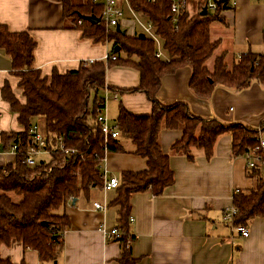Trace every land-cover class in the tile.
<instances>
[{
	"label": "trees",
	"instance_id": "trees-1",
	"mask_svg": "<svg viewBox=\"0 0 264 264\" xmlns=\"http://www.w3.org/2000/svg\"><path fill=\"white\" fill-rule=\"evenodd\" d=\"M129 3L155 27L167 59L156 57L155 42L149 37L123 36L116 28L108 31L103 22L93 24L84 20L83 16L101 18L103 5L92 0L82 6L65 3L64 16L74 21L82 38L101 44L113 42L111 54L116 60L87 61L78 70L62 74L54 69L50 76L42 77L34 66L37 48L34 38L26 32L11 33L0 25V49L11 60V75L19 79L24 102H20L8 82L1 88L2 99L9 104L18 125L26 129L23 133H3L4 146L26 139L27 130L33 124L39 125L41 118V129L50 148L53 147L48 160L33 168L25 165L24 155H18L13 165L0 166V246L16 241L37 252L42 263L58 261L64 252L63 235L70 226L65 209L91 189L103 188L102 163L106 155L128 152L124 142L129 141L133 145L131 153L147 159L148 169L121 173L117 197L111 205L118 207L116 228L121 237L115 241L122 247L119 264H137L131 253L135 241L129 222L131 197L148 190L160 196L175 181L170 157L160 146L161 131H181L171 151L190 159L197 150L211 159L224 134L231 135L232 157H242L248 148L257 145L264 123L261 128L241 123L225 125L215 118L195 116L184 102L164 105L158 99L161 79L183 67L192 69L189 88L199 99L210 98L218 86L236 92L248 89L254 81L264 86V54H244L232 69L226 65L224 56L215 59L212 69L207 66L219 46L218 41L212 40L211 25L223 22L219 14L230 8L229 3H218V10L208 11L205 16H191L182 9L176 21L171 11L173 0H129ZM112 66L139 72L140 86L134 91L147 96L152 113L137 116L120 106L115 124L119 136L106 139L96 119L105 107L106 92L115 90L106 84L107 70ZM130 92L133 91H120ZM60 137L66 149L74 153L57 149ZM247 177L254 181V187L240 191L233 199L238 210L233 222L236 228H246L252 220L264 217V172L247 170ZM0 264L15 263L0 255Z\"/></svg>",
	"mask_w": 264,
	"mask_h": 264
},
{
	"label": "crops",
	"instance_id": "crops-1",
	"mask_svg": "<svg viewBox=\"0 0 264 264\" xmlns=\"http://www.w3.org/2000/svg\"><path fill=\"white\" fill-rule=\"evenodd\" d=\"M88 1L0 0V25L11 33L26 32L34 38L37 42L34 66L42 72V77L50 76L54 69L64 74L78 70L87 61H105L113 49V42L101 44L82 38L74 21L64 16L65 3L82 6ZM207 1L185 0L184 10L191 16L200 15ZM119 5L125 12L120 22V29L126 31L123 36L139 37L143 33L129 8L123 0H119ZM229 6L219 14L223 22L211 25L212 40L219 42L212 66L217 57L224 56L226 65L232 69L244 54H264V0H235ZM11 70L10 58L0 49V111L3 112L0 128L3 133H23L24 128L18 125L15 115L9 114L10 106L1 94L6 82L14 92H19L17 97L22 92L18 88L19 79L11 75ZM191 77L189 67L165 75L161 79L159 101L164 105L184 102L195 116L215 118L225 125L262 127L264 86L254 81L241 92L218 86L210 98L199 99L189 88ZM106 84L115 89L110 92L112 99L105 109L110 126H115L120 106L137 116L152 113L147 96L134 91L140 86V74L135 69L110 67ZM123 90L133 92L120 93ZM113 94L118 98L114 99ZM180 137L179 130H163L159 136L163 152L170 157L174 184L160 196L148 190L131 197L133 221L129 222L131 235L135 237L132 258L137 264H264V217L252 220L245 228L248 237H242L223 221L225 210L233 206L235 190L247 192L254 187V181L247 177L245 159L231 155V135L220 137L211 159L198 150L194 151L193 159L173 153L171 146ZM124 144L128 152L109 153L102 163V172L106 171L109 177L119 179L123 172L148 169L147 159L132 154L133 145L129 141ZM14 162V156L0 155V166ZM116 197V189L93 188L68 205L65 213L70 226L63 235L64 252L58 261L42 263L37 252L25 249L16 241L1 245L0 255L15 264H119L121 244L108 241L100 231L101 227L107 231L117 227L118 207L111 205ZM94 203L105 206V210H96Z\"/></svg>",
	"mask_w": 264,
	"mask_h": 264
},
{
	"label": "built area",
	"instance_id": "built-area-1",
	"mask_svg": "<svg viewBox=\"0 0 264 264\" xmlns=\"http://www.w3.org/2000/svg\"><path fill=\"white\" fill-rule=\"evenodd\" d=\"M94 4L102 3L103 11L101 14V22L104 23L107 30L114 29L119 26L121 20L124 18L125 12L124 9L119 5V0H92ZM126 6L129 8L134 22L139 24L143 30V34L146 37L151 38L156 45V57L159 59H167V55L163 50V44L159 36L156 34V29L152 25V23L145 18L142 14L136 12L130 5L129 0H123ZM235 0H208L205 7H207L208 11L216 12L218 10V3L220 2H227L230 3ZM185 9V0H180L178 2H173L171 11L175 15L174 21H176V17L181 10ZM81 24V22H79ZM116 56L109 55L105 57V61L109 60H116ZM89 63H94L95 61H88ZM2 84V80L0 79V85ZM110 95L109 92H106L105 97ZM113 98L117 99L118 95L113 94ZM107 103V100H106ZM105 107L99 111V115L96 119V122L99 124L101 131L106 139H116L119 136V131L117 127L110 126L108 124L107 117L105 115ZM100 105V104H99ZM98 105V107H99ZM3 117V112L0 111V120ZM23 132H26V129H23ZM27 137L26 139H22L19 142H13L9 146H4V142L2 140L3 132L0 128V155H12L15 158L18 155H24V163L27 167L33 168L38 163L43 161V156H50L53 147L50 148L49 141L46 138V135L42 131L40 125L33 124L27 130ZM57 149L61 150L64 153H74V150L69 151L66 149L63 139L60 137L57 139ZM246 161V166L248 170L251 169H261L264 172V139L260 134L257 140V145L254 148H248L244 155L242 156ZM104 174V190L110 189H117L119 185V180L114 177H109L108 173L105 171ZM240 193V190L237 189L234 192V195ZM94 208L98 211H104L105 206L94 203ZM238 210L236 207L232 206L225 210L223 214V221L225 223L230 224L236 231H238L242 237H248L249 233L245 228L239 227L236 228L233 226L234 217L237 214ZM130 221L132 222L133 219L131 218ZM100 231L103 233L104 237L108 241H115L121 237L120 232L117 228H114L110 231L104 229V227L100 228Z\"/></svg>",
	"mask_w": 264,
	"mask_h": 264
},
{
	"label": "rangeland",
	"instance_id": "rangeland-1",
	"mask_svg": "<svg viewBox=\"0 0 264 264\" xmlns=\"http://www.w3.org/2000/svg\"><path fill=\"white\" fill-rule=\"evenodd\" d=\"M133 18V17H132ZM101 19V18H100ZM133 20H134V18H133ZM139 28H140V30H141V32L143 33V30H142V28H141V26L139 25V24H136ZM212 63H213V58L209 61V69H212ZM21 92V91H20ZM13 93L16 95V94H18L19 92H17V90H15V92L13 91ZM20 96H21V98H20ZM20 96L19 97H17L19 100H20V102L22 103V102H24V99H23V97H22V92L20 93ZM110 99H112V95H107L106 96V100H107V102L110 100ZM92 101H93V96H91V100H90V103H92ZM4 112H6L5 110H4ZM10 115H12V116H14V114L12 113V112H10L9 113ZM38 123H39V125H40V127L41 128H43V119H38ZM262 134H263V136H264V131L262 132ZM48 156H43V159L44 160H48Z\"/></svg>",
	"mask_w": 264,
	"mask_h": 264
},
{
	"label": "water",
	"instance_id": "water-1",
	"mask_svg": "<svg viewBox=\"0 0 264 264\" xmlns=\"http://www.w3.org/2000/svg\"><path fill=\"white\" fill-rule=\"evenodd\" d=\"M207 12H208V10H207V7H204V9L202 10V13L200 14L201 16H205V15H207ZM84 20H87V21H89V22H91V23H93V24H99V23H101V19L100 18H97L96 16H94V15H92V16H83L82 17ZM117 32L118 33H121L122 35H126V31H122L121 29H120V27L118 26L117 27ZM146 36L144 35V34H140L139 35V38H141V39H144ZM119 49L117 48L116 49V51H118ZM75 201H73V203H74ZM43 225H46V223H43ZM56 264V263H55Z\"/></svg>",
	"mask_w": 264,
	"mask_h": 264
},
{
	"label": "bare ground",
	"instance_id": "bare-ground-1",
	"mask_svg": "<svg viewBox=\"0 0 264 264\" xmlns=\"http://www.w3.org/2000/svg\"><path fill=\"white\" fill-rule=\"evenodd\" d=\"M93 2V1H92ZM118 27V26H117ZM117 27H116V29H117ZM119 27H120V24H119ZM111 30V29H110ZM110 55H113V54H110ZM115 56V55H114Z\"/></svg>",
	"mask_w": 264,
	"mask_h": 264
}]
</instances>
